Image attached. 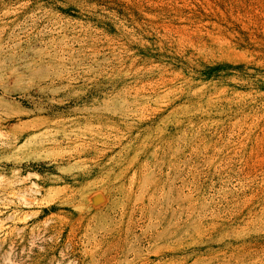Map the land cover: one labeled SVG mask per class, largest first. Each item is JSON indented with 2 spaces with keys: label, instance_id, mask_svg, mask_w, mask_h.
<instances>
[{
  "label": "rangeland",
  "instance_id": "obj_1",
  "mask_svg": "<svg viewBox=\"0 0 264 264\" xmlns=\"http://www.w3.org/2000/svg\"><path fill=\"white\" fill-rule=\"evenodd\" d=\"M0 264H264V0H0Z\"/></svg>",
  "mask_w": 264,
  "mask_h": 264
}]
</instances>
